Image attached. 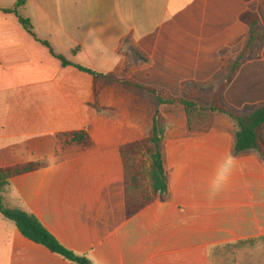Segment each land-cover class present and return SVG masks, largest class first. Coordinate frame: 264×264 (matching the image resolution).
<instances>
[{
    "label": "crops",
    "instance_id": "1",
    "mask_svg": "<svg viewBox=\"0 0 264 264\" xmlns=\"http://www.w3.org/2000/svg\"><path fill=\"white\" fill-rule=\"evenodd\" d=\"M15 2L0 0V168L44 165L10 178L7 204L92 264H264V160L234 151L237 121L220 114L209 131L191 132L184 106L133 84L174 96L198 84L209 105L249 37L240 16L257 14L264 34V0H26L35 36L11 12ZM90 30L110 57L91 54ZM44 42L99 75L64 66ZM257 51L223 95L242 114L264 105V37ZM157 111L169 191L128 217L121 147L148 136ZM80 130L90 145L60 138ZM229 152L236 167L212 196ZM0 264L76 263L0 213Z\"/></svg>",
    "mask_w": 264,
    "mask_h": 264
},
{
    "label": "trees",
    "instance_id": "2",
    "mask_svg": "<svg viewBox=\"0 0 264 264\" xmlns=\"http://www.w3.org/2000/svg\"><path fill=\"white\" fill-rule=\"evenodd\" d=\"M26 0H16L11 12L16 13L20 23L35 36L33 25L23 15ZM240 20L248 25L250 33L243 49L233 60L229 72L224 76L219 86L213 92V98L209 105L200 102L201 94L208 90L201 85L194 84L181 96H174L168 92L142 86L133 83L136 87L153 94L160 104L184 106L188 129L191 132H207L211 129L216 116L227 114L234 118L239 127L236 136L234 151L242 153L249 150L257 151L264 160V140L261 130L264 126V105L249 113L242 114L230 107L224 100V91L236 76L243 61L248 57H258V46L263 41V31L259 25L257 14L251 11L244 12ZM51 53L61 60L64 66L74 65L84 72L95 77L99 75L96 71L71 62L64 55L57 54L48 42H44ZM166 129V117L157 111L153 117V125L150 133L145 138L129 142L121 147V154L125 168L126 184V213L128 217L133 216L148 204L157 199H164L169 191L168 176L164 164L163 140ZM60 138H66V143L77 144L83 147L90 145L91 138L87 131L80 130L62 134ZM139 156L146 158L147 167L143 166ZM44 163L32 162L15 167L0 168V213L12 220L20 232L28 239L43 244L52 252L57 253L65 259L76 264H92L85 255L77 254L75 251L65 247L32 213L19 206L7 204L5 194L10 189V178L23 174L39 167ZM243 241L236 245H242Z\"/></svg>",
    "mask_w": 264,
    "mask_h": 264
},
{
    "label": "clouds",
    "instance_id": "3",
    "mask_svg": "<svg viewBox=\"0 0 264 264\" xmlns=\"http://www.w3.org/2000/svg\"><path fill=\"white\" fill-rule=\"evenodd\" d=\"M94 30H90L89 37L92 38L93 43L88 47L91 50V54L98 58H108L112 54V50L108 47L106 42L101 41L98 36L93 37L91 33ZM236 167V158L229 152L225 154L214 171L212 179L209 181L208 190L209 194L214 196L221 192L228 184L232 173ZM2 195V193H0Z\"/></svg>",
    "mask_w": 264,
    "mask_h": 264
},
{
    "label": "rangeland",
    "instance_id": "4",
    "mask_svg": "<svg viewBox=\"0 0 264 264\" xmlns=\"http://www.w3.org/2000/svg\"><path fill=\"white\" fill-rule=\"evenodd\" d=\"M217 80H220V79H217ZM217 80H216V81H217ZM139 159L142 161L143 166H144V167H147V160H146V158H142V157L139 156Z\"/></svg>",
    "mask_w": 264,
    "mask_h": 264
}]
</instances>
